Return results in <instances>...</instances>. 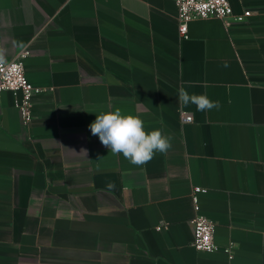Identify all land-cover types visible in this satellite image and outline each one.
Masks as SVG:
<instances>
[{
    "label": "crops",
    "instance_id": "crops-1",
    "mask_svg": "<svg viewBox=\"0 0 264 264\" xmlns=\"http://www.w3.org/2000/svg\"><path fill=\"white\" fill-rule=\"evenodd\" d=\"M230 1L251 16L182 38L175 0H0L4 60L30 50L37 88L30 123L0 95V264H264V0ZM116 108L171 149L112 154L89 125ZM195 194L216 252L192 245Z\"/></svg>",
    "mask_w": 264,
    "mask_h": 264
},
{
    "label": "built area",
    "instance_id": "built-area-1",
    "mask_svg": "<svg viewBox=\"0 0 264 264\" xmlns=\"http://www.w3.org/2000/svg\"><path fill=\"white\" fill-rule=\"evenodd\" d=\"M179 8V33L182 38L189 37V25L195 20L221 19L228 23L232 20L245 21L251 16L250 11L235 14L230 0H175ZM30 50L25 49L13 60H3L0 63V95L11 92L17 98L16 107L25 123L33 119V99L37 93L35 85L27 78L24 60L29 57ZM183 123H192L193 117L180 113ZM198 193L200 188H197ZM196 216L192 220L193 240L192 245L200 252H216L219 247L215 242L216 223L200 212L198 197L194 196ZM230 253V250L226 251ZM232 258L233 255L229 254Z\"/></svg>",
    "mask_w": 264,
    "mask_h": 264
},
{
    "label": "clouds",
    "instance_id": "clouds-1",
    "mask_svg": "<svg viewBox=\"0 0 264 264\" xmlns=\"http://www.w3.org/2000/svg\"><path fill=\"white\" fill-rule=\"evenodd\" d=\"M3 60V51L0 50V63ZM178 101L181 106L195 105L201 112L220 108L219 101H212L207 94H190L184 86L178 90ZM89 129L112 154H122L137 167L147 164L157 152L166 154L172 147L171 137L165 136L160 129L146 131L141 118L123 114L119 108L97 114ZM81 151L86 154V150ZM114 187V183L108 184L109 189Z\"/></svg>",
    "mask_w": 264,
    "mask_h": 264
}]
</instances>
